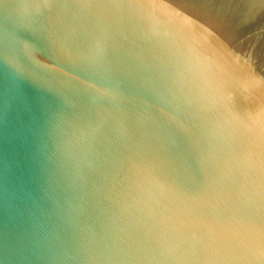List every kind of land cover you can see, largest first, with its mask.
<instances>
[{"label": "water", "instance_id": "95a60500", "mask_svg": "<svg viewBox=\"0 0 264 264\" xmlns=\"http://www.w3.org/2000/svg\"><path fill=\"white\" fill-rule=\"evenodd\" d=\"M0 264H264V0H0Z\"/></svg>", "mask_w": 264, "mask_h": 264}]
</instances>
